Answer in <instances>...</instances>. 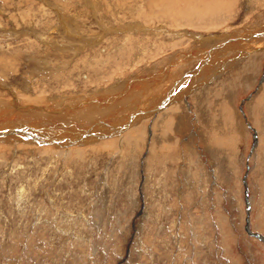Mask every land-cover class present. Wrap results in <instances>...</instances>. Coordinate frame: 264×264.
Masks as SVG:
<instances>
[{
	"label": "rangeland",
	"instance_id": "rangeland-1",
	"mask_svg": "<svg viewBox=\"0 0 264 264\" xmlns=\"http://www.w3.org/2000/svg\"><path fill=\"white\" fill-rule=\"evenodd\" d=\"M256 32L264 0H0L1 106L33 110L30 125L81 128L60 143L0 139V264H264L245 229L264 237V51L174 104L167 134L155 116L126 119L128 95L187 91L211 52Z\"/></svg>",
	"mask_w": 264,
	"mask_h": 264
},
{
	"label": "bare ground",
	"instance_id": "bare-ground-1",
	"mask_svg": "<svg viewBox=\"0 0 264 264\" xmlns=\"http://www.w3.org/2000/svg\"><path fill=\"white\" fill-rule=\"evenodd\" d=\"M156 3V2H155ZM154 3V4H155ZM158 3V2H157ZM167 3V2H166ZM206 3V2H205ZM153 4V3H152ZM152 4H151V6H152ZM159 4V3H158ZM157 4V5H158ZM162 4H164V3H162L161 2V5ZM182 4V3H181ZM207 4V3H206ZM160 5V4H159ZM161 5L159 6V7H161ZM153 6H155L156 7V5H153ZM162 6H164V5H162ZM152 8H154V7H152ZM210 8V7H209ZM203 10L204 9H202L201 11L203 12ZM214 10V9H213ZM200 11V12H201ZM214 12V11H213ZM216 12V11H215ZM206 13V12H205ZM161 14V13H160ZM164 14V13H163ZM165 15V14H164ZM180 15V14H179ZM186 15H188V14H186ZM189 15H191V14H189ZM188 15V16H189ZM216 15V14H215ZM161 16V15H160ZM160 16H159V18H160ZM171 16V15H170ZM183 16H185V15H183ZM207 16H209V15H205L204 17H207ZM199 17V16H198ZM185 18H187V17H185ZM189 19V18H188ZM192 19V18H191ZM208 19V18H207ZM204 20H206V19H203V21ZM190 21V20H189ZM149 22V21H148ZM199 22V21H198ZM205 22V21H204ZM217 22V19L215 20V23ZM219 22V21H218ZM190 24L189 25H192V26H195L194 24L195 23H193V22H189ZM202 23V22H201ZM207 23V22H206ZM209 23V22H208ZM196 25H198V24H196ZM201 25V24H200ZM203 25V24H202ZM201 25V26H202ZM209 25V24H208ZM168 26V25H167ZM201 26H200V28H197V29H200L201 30ZM204 26H206L205 24H204ZM196 27H199V26H196ZM196 27H194V28H196ZM158 28H160V27H158ZM139 29H141V28H139ZM169 29V28H168ZM196 29V30H197ZM143 30H145V29H142V31ZM159 30H161V29H159ZM163 30V29H162ZM149 31V30H148ZM187 31V30H186ZM152 32V31H151ZM176 32V31H175ZM174 32V33H175ZM163 33V32H162ZM263 33V32H262ZM177 34V33H176ZM196 34V33H195ZM160 35V34H159ZM168 35H170V34H168ZM146 36V35H145ZM149 36V35H148ZM180 36V35H179ZM258 36H260L259 34H258V32H256V33H254V34H252L251 35V37H249V40L248 39H245L243 42H241V43H239L238 42V45H226L224 48H222V49H218L216 46V48L217 49H215L214 50V52L215 53H213V52H211V54L210 55H212V56H210L209 57V59H208V65L206 64V66L205 67H203V68H197V69H195L196 71H192L191 73H190V75H189V79H188V81H186L187 82V84L188 85H186V88H187V91H185L186 89L185 88H183L184 90L183 91H180V89L179 88H181L182 86H178L179 85V83H180V81L178 82V84H177V82H175V89H174V92H173V90L171 89H167L168 90V93L166 92V94H163V95H161L162 93H165L164 92V90H160V91H157V92H153L152 94H151V96H148V98L146 99V102L145 103H138V101L136 100V97L135 96H137V98H138V94H136V93H132V95H128V99L127 100H130V99H133V102L135 103L136 102V105H137V107H136V109L135 110H133L131 113H132V115H130V116H128L126 119H127V122H129V121H133V125H131V126H136L137 124H141V122L145 119V118H149V117H151V119L152 118H154V116L156 117V120H158V122L156 123V126H157V129H160V128H164L163 129V133L165 134H167L168 132H169V130L171 129V127H170V129H169V122L168 121H171L174 117H177L178 119L180 118V115L181 114H179V115H176L175 113H177V112H173L172 110L174 109L173 107H175V105L174 104H179L180 102H187V99H189V97L191 96V95H194V94H196V93H198L197 91H195V90H197V89H200V91L202 90V95L200 96V97H198V98H201L202 99V97H204L205 98V89H207L208 87H210V85H215V84H213V83H218V81H220L219 79H217V80H213L214 78H216L217 76H219V75H221V74H225L226 73V70L228 71L229 69H230V65H231V67H232V64L233 65H236V64H238V63H235V61L236 60H241L242 58L244 59V58H246L247 57V55H249V54H251V53H253V54H255V55H257V53L258 54H261V53H263V51H264V36H260L259 38H257ZM170 37V36H169ZM198 37V36H197ZM211 37V36H210ZM175 39V38H174ZM177 40V39H176ZM150 42V41H149ZM152 42H153V40H152ZM154 43V42H153ZM156 43V42H155ZM180 43V42H179ZM182 43V42H181ZM176 43L174 42V44H172V46L173 45H175ZM226 44V43H225ZM224 44V45H225ZM153 45V44H152ZM187 45V44H186ZM186 45H184V47H186ZM179 46V45H178ZM177 46V47H178ZM160 47V46H159ZM183 47V46H182ZM168 48V47H167ZM179 48V47H178ZM162 49V48H161ZM160 49V50H161ZM180 49V48H179ZM146 48H142L140 51H141V54L142 55H144V52H146ZM163 50H166V48L164 47L161 51H163ZM159 51V50H158ZM158 51L156 52V54L158 53ZM161 51H159V52H161ZM200 52H202V51H200ZM207 52V51H206ZM149 53H150V51H149ZM184 53V52H183ZM139 54V52L137 53V55ZM148 54V53H147ZM160 54V53H159ZM198 54H200V53H198ZM197 54V55H198ZM226 54H228V55H231V56H233L232 58V60H230V61H225L226 63L223 65L222 64V62H221V60H220V58L222 57V56H224V55H226ZM233 54V55H232ZM158 55V54H157ZM156 55V56H157ZM190 55V54H189ZM188 55V56H189ZM139 56V55H138ZM152 57L153 56H155V55H151ZM165 56V55H164ZM167 56V55H166ZM187 56V55H186ZM204 56V55H203ZM206 56V55H205ZM235 56H237V57H239L238 59L237 58H235ZM185 57V56H184ZM257 58V57H256ZM205 59V58H204ZM227 60H229V59H227ZM87 65V64H86ZM203 65H201V66H203ZM200 67V66H199ZM207 67H208V69H207ZM233 68V67H232ZM238 68V67H237ZM236 69V68H235ZM191 70V69H190ZM206 70H208V71H206ZM234 70V69H233ZM248 71V70H247ZM240 73V72H239ZM165 75V74H164ZM235 75V74H234ZM239 75V74H238ZM166 77L168 76V74H167V72H166V75H165ZM164 77V76H163ZM169 77V76H168ZM212 78V79H211ZM234 78V77H233ZM144 79V78H143ZM167 79L168 78H166V81H167ZM155 80V79H154ZM174 80V79H173ZM173 80H171V82H173ZM211 80H213V82H210ZM145 81V80H144ZM157 81V80H156ZM222 81L223 80H221V82H220V84H222ZM226 81V80H225ZM150 82H152V81H150ZM149 82V83H150ZM171 82L170 83H168L167 84V86L168 85H171L172 86V84H171ZM183 82V81H182ZM208 82H210V83H208ZM144 84V82H141V84ZM148 83V82H147ZM155 83V81L154 82H152V84H154ZM205 83V84H204ZM142 84V85H143ZM163 84V83H162ZM166 84V83H165ZM231 84V83H230ZM147 85V84H146ZM164 85V84H163ZM218 85V84H217ZM167 86H165V87H167ZM219 86H222V85H219ZM226 86V85H225ZM174 87V86H173ZM148 88V87H147ZM160 88V87H159ZM223 88V87H222ZM142 89H144V86H142ZM153 89V88H152ZM179 89V90H178ZM154 90V89H153ZM161 91H162V93H161ZM194 91V92H193ZM199 91V90H198ZM199 91V92H200ZM264 91V90H263ZM193 92V93H192ZM138 93H141V92H138ZM146 93H148V92H146ZM190 93V94H189ZM216 93V92H215ZM222 93V92H221ZM107 95V94H106ZM30 97V96H29ZM258 98H261L260 96L258 97ZM139 99H140V97H139ZM207 99V98H206ZM205 99V100H206ZM111 100V99H110ZM108 102V101H107ZM110 102V101H109ZM128 102V101H127ZM213 102V101H212ZM70 103V102H69ZM94 103V102H93ZM118 103V102H117ZM116 103V105L114 104V106H106V107H102V108H98V106L95 104V106L94 105H91V106H89V107H86L85 109H81L80 111H77V110H74V113L72 112V117L73 118H76V119H82V120H88L89 118H90V116H91V114L92 113H95L96 114V116H104L105 115V113H107V112H109V113H114V114H117V113H120V111L121 110H123V108L124 107H127V106H129L126 102H124L123 103V105H120L121 103H119V104H117ZM127 105H126V104ZM133 103V104H134ZM138 103V104H137ZM221 103V102H220ZM262 103V104H261ZM109 104V103H108ZM107 104V105H108ZM186 104V103H185ZM189 104V103H188ZM201 104V103H200ZM251 104V103H250ZM74 105V104H73ZM82 105V104H81ZM87 105V104H86ZM174 105V106H173ZM180 105V104H179ZM184 105V104H183ZM190 105V104H189ZM188 105V106H189ZM206 105V104H205ZM209 105V104H208ZM4 106V104H2V106H1V104H0V120L1 119H6L7 118V121H4V123H2L3 125H2V129H0V139H6V140H8L9 142H11V141H14V140H23V141H32V142H34V143H37V144H42V143H48L49 141H51V140H53V141H55L56 140V142L58 143H60V139L61 138H63V136L62 135H58V134H64V133H66V132H68L69 131V134H70V132L71 133H74V132H77V128L76 127H79V126H76L75 128H69V125H71V124H73V123H70V122H68V123H70V124H64V126H62V128H59V126L57 127V126H54V124H53V122H55L57 119H51V118H49V119H46V120H44V122L42 123V124H39V123H37V125H35L34 123H32L33 125H30L31 124V122H29V121H32V116L30 117V112L31 111H33V110H31L30 112L26 109V110H24V109H21V108H18V109H16L17 107H13V108H15L16 110H15V112H14V109L13 108H10V107H7L6 105V107L7 108H4L3 107ZM102 106H104V105H102ZM194 106V105H193ZM196 106V105H195ZM259 106V108L261 107L262 108V111H260V112H263V116H264V99H263V102H260V105H257L256 107H258ZM23 107V106H22ZM74 107V106H73ZM135 107V106H134ZM178 107V106H177ZM179 107H181V106H179ZM186 107V106H185ZM184 107V108H185ZM190 107V106H189ZM197 107V106H196ZM205 107V106H204ZM222 107V106H221ZM27 108V107H26ZM75 108H77L76 106H75ZM129 108V107H128ZM176 108V107H175ZM125 109V108H124ZM127 109V108H126ZM178 109H180V108H178ZM198 109V108H197ZM207 108H205L204 110H206ZM216 109V108H215ZM249 109H250V113L252 114V109H251V107L249 106ZM30 110V109H29ZM69 110V109H68ZM71 110H73V109H71ZM132 110V109H131ZM213 110V109H212ZM256 110V109H255ZM66 111V110H65ZM127 111V110H126ZM182 111V110H181ZM197 111H199V110H197ZM254 111V110H253ZM26 112V113H25ZM35 112H37V111H35ZM48 112H49V110H48ZM47 112V113H48ZM122 112V111H121ZM257 113H258V111H256ZM219 113H220V111H219ZM42 114V113H41ZM40 114V115H41ZM69 113H68V111L66 112V113H62V114H56L55 115V117H61V116H67ZM156 114V115H155ZM174 115H176V116H174ZM255 115H256V113H255ZM13 116H15L14 118H13ZM38 116V115H37ZM43 116V115H42ZM42 116H40V117H42ZM111 116H113V115H111ZM4 117H6V118H4ZM44 117V116H43ZM48 117V116H47ZM51 117V116H50ZM69 117H71V116H69ZM68 117V118H69ZM72 117H71V119H72ZM93 117V116H92ZM108 117V116H107ZM203 117V116H202ZM207 117V116H206ZM169 118H170V120H169ZM41 119H43V118H40V120ZM60 119V118H59ZM39 120V121H40ZM89 120H91V119H89ZM95 120V119H94ZM205 120H206V118H205ZM220 120V119H219ZM16 121H23V124H20V123H18V122H16ZM34 121H35V123H36V121L37 120H35L34 119ZM60 121V120H59ZM98 121V120H97ZM106 121V120H105ZM166 121V122H165ZM210 120H208V122H209ZM33 122V121H32ZM116 122V121H115ZM115 122H113V123H115ZM125 122V121H124ZM160 122H163V123H160ZM178 122V121H177ZM208 122H206V123H208ZM214 122V121H213ZM28 123H30V124H28ZM110 123H112L111 121L109 122V125H110ZM117 123V122H116ZM126 123V122H125ZM124 123V125H126ZM209 123H211V122H209ZM129 124V123H128ZM151 124V123H150ZM1 125V124H0ZM118 125H120V123H118ZM171 125V124H170ZM175 125V124H174ZM179 125H180V123H179ZM4 126H5V128H4ZM75 126V125H74ZM116 126V125H115ZM127 126V125H126ZM130 126V125H129ZM263 126H264V123H263ZM1 127V126H0ZM82 127V126H81ZM114 127V126H113ZM139 127V126H138ZM209 127V126H208ZM87 128H89V127H87ZM103 128V127H102ZM101 128V129H102ZM105 128V127H104ZM110 128V127H109ZM118 128V127H117ZM126 128V127H125ZM128 128V127H127ZM150 128V127H149ZM81 129V128H80ZM80 129L78 130V131H80ZM90 129H91V127H90ZM96 129V128H95ZM138 129V128H137ZM141 129V128H140ZM59 130V131H58ZM66 130H68V131H66ZM87 130V129H86ZM93 130V129H92ZM91 130V131H92ZM110 130V129H109ZM113 130H114V128H113ZM112 130V131H113ZM121 130V129H120ZM126 130V129H125ZM136 130V129H135ZM134 130V131H135ZM33 131H35L34 132V134L32 133ZM97 131V130H96ZM117 131V130H116ZM14 132H16L18 135H15L14 134ZM149 132V131H148ZM175 132V131H174ZM179 132V131H178ZM264 132V131H263ZM88 133V132H87ZM94 133H96V132H94ZM110 133V132H109ZM134 133V132H133ZM140 133V132H139ZM138 133V134H139ZM262 133V130H260V134ZM102 134V133H101ZM106 134H107V132H106ZM150 134H152L150 137L152 138V142H154V141H156V142H158V144H159V141H160V138L159 139H157V134H156V132L154 133V132H150ZM66 135H67V133H66ZM75 135V134H74ZM119 135V134H118ZM124 135V134H123ZM65 136V135H64ZM72 136V135H71ZM70 136V137H71ZM90 136V135H89ZM133 136V135H132ZM138 136V135H137ZM74 137V136H73ZM88 137V136H87ZM103 137V136H102ZM109 137V136H108ZM127 137H129V135H124V138L123 139H121L122 140V142L120 143V144H122V143H126L127 141ZM142 137V136H141ZM75 138V137H74ZM89 138V137H88ZM31 139V140H30ZM68 139V138H67ZM168 139V138H167ZM48 140V141H47ZM70 140V139H69ZM91 140V139H90ZM52 141V142H53ZM15 142V141H14ZM85 142V141H84ZM174 143V142H173ZM18 144V143H17ZM16 144V145H17ZM20 144V143H19ZM54 144V143H53ZM62 144V143H61ZM60 144V145H61ZM146 145V144H145ZM161 145V144H160ZM160 145H158V147L160 146ZM161 147V146H160ZM164 147V146H163ZM158 149V148H157ZM164 149V148H163ZM160 150V149H159ZM165 150V149H164ZM169 150V149H168ZM158 151V150H157ZM245 199L247 200V196L245 197ZM245 229H246V231H247V233L248 234H250V235H253L254 237H258L259 239H261L263 242H264V237L263 236H261V235H259V234H257V233H254L253 234V232H251L250 231V229H249V225H248V223H247V225L245 226Z\"/></svg>",
	"mask_w": 264,
	"mask_h": 264
}]
</instances>
